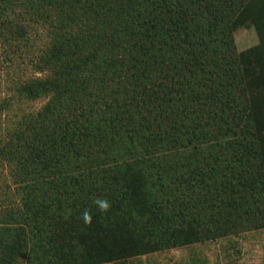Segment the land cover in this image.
Segmentation results:
<instances>
[{
  "label": "trees",
  "instance_id": "trees-1",
  "mask_svg": "<svg viewBox=\"0 0 264 264\" xmlns=\"http://www.w3.org/2000/svg\"><path fill=\"white\" fill-rule=\"evenodd\" d=\"M0 196V264L264 229V0H0Z\"/></svg>",
  "mask_w": 264,
  "mask_h": 264
},
{
  "label": "rangeland",
  "instance_id": "rangeland-1",
  "mask_svg": "<svg viewBox=\"0 0 264 264\" xmlns=\"http://www.w3.org/2000/svg\"><path fill=\"white\" fill-rule=\"evenodd\" d=\"M235 38L239 51H246L259 43L257 32L251 25L238 29ZM40 105L38 102L35 107ZM109 264H264V229Z\"/></svg>",
  "mask_w": 264,
  "mask_h": 264
},
{
  "label": "clouds",
  "instance_id": "clouds-1",
  "mask_svg": "<svg viewBox=\"0 0 264 264\" xmlns=\"http://www.w3.org/2000/svg\"><path fill=\"white\" fill-rule=\"evenodd\" d=\"M96 207L98 208L99 211L101 212H107L110 208V202L107 199L104 198H99L94 201ZM83 220L85 223H90L91 222V212L90 211H84L83 212Z\"/></svg>",
  "mask_w": 264,
  "mask_h": 264
}]
</instances>
